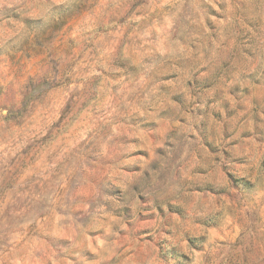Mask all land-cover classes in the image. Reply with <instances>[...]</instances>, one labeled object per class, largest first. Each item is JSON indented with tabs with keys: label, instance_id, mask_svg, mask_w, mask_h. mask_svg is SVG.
<instances>
[{
	"label": "rangeland",
	"instance_id": "rangeland-1",
	"mask_svg": "<svg viewBox=\"0 0 264 264\" xmlns=\"http://www.w3.org/2000/svg\"><path fill=\"white\" fill-rule=\"evenodd\" d=\"M0 264H264V0H0Z\"/></svg>",
	"mask_w": 264,
	"mask_h": 264
}]
</instances>
